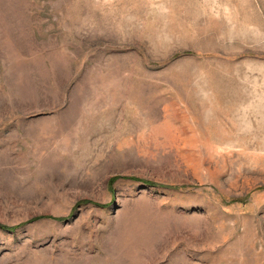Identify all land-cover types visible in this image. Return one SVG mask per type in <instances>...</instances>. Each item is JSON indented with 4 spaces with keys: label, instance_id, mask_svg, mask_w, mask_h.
<instances>
[{
    "label": "rangeland",
    "instance_id": "1",
    "mask_svg": "<svg viewBox=\"0 0 264 264\" xmlns=\"http://www.w3.org/2000/svg\"><path fill=\"white\" fill-rule=\"evenodd\" d=\"M0 264H264V0H0Z\"/></svg>",
    "mask_w": 264,
    "mask_h": 264
},
{
    "label": "trees",
    "instance_id": "2",
    "mask_svg": "<svg viewBox=\"0 0 264 264\" xmlns=\"http://www.w3.org/2000/svg\"><path fill=\"white\" fill-rule=\"evenodd\" d=\"M0 226L3 227V228H5V229H9V230L11 229V227L5 226L3 224H0Z\"/></svg>",
    "mask_w": 264,
    "mask_h": 264
}]
</instances>
